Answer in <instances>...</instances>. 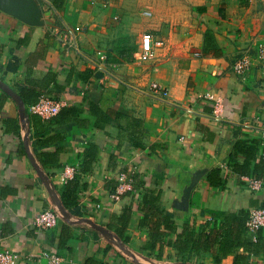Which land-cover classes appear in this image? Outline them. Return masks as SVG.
<instances>
[{"label": "crops", "instance_id": "0c3cea01", "mask_svg": "<svg viewBox=\"0 0 264 264\" xmlns=\"http://www.w3.org/2000/svg\"><path fill=\"white\" fill-rule=\"evenodd\" d=\"M170 2L169 11L153 8L144 17L120 13L108 0H66L63 11L53 0H0V83L10 90L0 88V250L16 252L17 264H46L36 258L42 252L57 253L61 264H213L208 251L186 263L185 253L169 247L162 260L155 259L159 246L150 251L148 230L139 227L140 194L130 190L111 199L121 173L131 182L138 174L143 188L161 193L160 205L173 215L177 233L186 221L207 232L205 225L222 221L213 213H249L264 202V191H251L245 181L264 179V148L255 130L264 123V59L254 60L242 78L231 69L242 50L264 44V0ZM205 30L212 32L220 55H202ZM144 33L164 45L151 61L139 63ZM97 51L106 56L102 69L92 64ZM87 70L91 76L82 79ZM31 82L41 96L66 101L65 107L85 101L79 116L84 123L41 119L44 125L35 134L29 116L19 113V92ZM153 82L166 89V98L150 90ZM216 101L222 103L221 120L212 117ZM89 102L125 118L97 129ZM252 141L254 159L244 167L237 145L247 151ZM89 143L97 148L96 159L82 174L74 214L60 202L62 174L67 167L81 172ZM214 170L219 186L207 180ZM200 172L188 210L182 211L177 207L182 192ZM131 202L134 215L124 244L105 224ZM44 209L57 215L58 224L38 231L33 222ZM63 227L70 237L62 236L59 246ZM238 253L221 264H232ZM249 262L264 259L251 256Z\"/></svg>", "mask_w": 264, "mask_h": 264}, {"label": "trees", "instance_id": "16d2710c", "mask_svg": "<svg viewBox=\"0 0 264 264\" xmlns=\"http://www.w3.org/2000/svg\"><path fill=\"white\" fill-rule=\"evenodd\" d=\"M65 3L66 0H53L54 7L59 11H63ZM203 35L204 46L202 55L204 57L220 55L221 51L215 43L212 32L205 30ZM85 76H91V72L87 70L84 74H81L80 77L86 79ZM41 94L42 92L36 88L35 82H31L28 88L24 87L19 92V96L26 106L25 109L30 105L36 104ZM84 102L85 101L77 106L62 107L56 116L47 120L49 121L48 123H56L59 125L68 121H75L79 124L84 123L79 119V116L85 112ZM88 105H90L89 113L95 117L94 127L97 129H103L105 124L109 121L125 118V116L118 111L109 110L107 112H102V110L96 107L92 102H89ZM27 115L36 131L35 134H38L41 127L44 125L43 122L36 115ZM132 121L134 124L133 126L136 128L140 126V121L134 119ZM245 145L248 146L245 147L247 151H244L242 148L238 149V147H240L238 145L236 150L243 153L245 156V161L243 163L244 167L249 166L250 162L254 159L255 141ZM96 154V146L92 143L87 144L83 152L84 160L81 164V172L75 173L70 180L66 181L65 188L60 195V202L63 208L70 213L78 214V192L84 189L81 177L84 172L90 169L91 164L96 159ZM260 162L262 165L264 164V160ZM207 180L211 186H219L221 184L219 170L212 171L207 176ZM143 187L144 185L139 175H133L131 192L140 194V204L137 210L144 213L143 218L139 220V227H146L148 230L149 240L147 248L150 251H154L155 247L157 245L159 246L154 256L155 259H163L164 247L177 249L180 253H185L186 255H181V260L186 263H190L193 257L199 256L200 252L206 251L211 253L213 264H221L222 259L235 250L239 253L234 256L232 264H250L249 258L251 256L264 259V234L263 236L259 235L256 243L251 242L245 228V222L248 218L247 211L241 210L238 215L231 213L222 215L213 213V216H221L222 221L217 226L215 224L212 226L205 225L206 227L204 228H208L207 232H205V229L196 231L195 228L186 221L183 224L182 232L177 233V226L173 219V215L166 212L160 205L161 193ZM133 215L134 208L131 202L125 206L122 213L111 214L109 216V223L105 224V228L113 232L124 244H127L129 237L125 233ZM60 235L59 246H63L64 238H69L70 233L63 227Z\"/></svg>", "mask_w": 264, "mask_h": 264}, {"label": "built area", "instance_id": "2783aa9c", "mask_svg": "<svg viewBox=\"0 0 264 264\" xmlns=\"http://www.w3.org/2000/svg\"><path fill=\"white\" fill-rule=\"evenodd\" d=\"M78 31V28H75ZM161 40H155L151 34L144 33L141 36L140 50L136 55V60L139 63H146L155 57L156 49L163 47ZM96 61L87 60L92 62L96 69H102L106 65V56L100 51L96 52ZM264 59V44H259L254 50L244 49L241 54L235 59L232 64V71L239 77H244L252 68L254 60ZM150 90L159 93L162 97H167V91L159 84L153 82L150 84ZM67 105L66 101L57 100L52 96H41L38 102L30 105L25 109V116L32 114L38 116L42 120H50L56 116L62 107ZM27 111V113H26ZM212 117L214 119H222V103L216 101L213 104ZM256 138L260 140L264 148V123L259 125L256 129ZM264 155V152H263ZM76 168L67 167L62 174V180H70L76 173ZM248 188L254 192L264 191V179L257 180L252 177L245 178ZM118 184L115 192L112 194L111 199L118 201L122 193L132 190V182L130 178L124 174H119ZM58 224V217L51 209H44L41 211L33 222L34 227L38 231H47L56 227ZM245 228L251 242L256 243L259 235L264 232V202L257 208L249 211L248 218L245 222ZM44 258L46 264H61L62 257L54 252H42L36 258ZM19 255L12 250H0V264H17Z\"/></svg>", "mask_w": 264, "mask_h": 264}, {"label": "rangeland", "instance_id": "374dc122", "mask_svg": "<svg viewBox=\"0 0 264 264\" xmlns=\"http://www.w3.org/2000/svg\"><path fill=\"white\" fill-rule=\"evenodd\" d=\"M109 4L116 5L118 7V12L123 13V11L131 10L132 12H139L142 16H149V13L153 8H156L157 12H165V7L173 8L170 0H108ZM169 4V6H168ZM161 9L163 11H161ZM126 46H130L127 42Z\"/></svg>", "mask_w": 264, "mask_h": 264}, {"label": "water", "instance_id": "95a60500", "mask_svg": "<svg viewBox=\"0 0 264 264\" xmlns=\"http://www.w3.org/2000/svg\"><path fill=\"white\" fill-rule=\"evenodd\" d=\"M0 88H2L4 91L10 93V90H8L3 84L0 83ZM19 113L21 118L23 119V116H25V107L23 103L19 104ZM202 175V172L198 173L195 177L193 182L189 184L186 188H184L182 192V196L180 200L177 203V207L181 209L182 211H187L189 207V199L192 192V188L195 184V182L199 179V177Z\"/></svg>", "mask_w": 264, "mask_h": 264}]
</instances>
